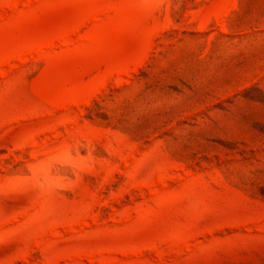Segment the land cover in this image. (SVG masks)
I'll return each instance as SVG.
<instances>
[{"label":"rangeland","instance_id":"374dc122","mask_svg":"<svg viewBox=\"0 0 264 264\" xmlns=\"http://www.w3.org/2000/svg\"><path fill=\"white\" fill-rule=\"evenodd\" d=\"M0 264H264V0H0Z\"/></svg>","mask_w":264,"mask_h":264}]
</instances>
